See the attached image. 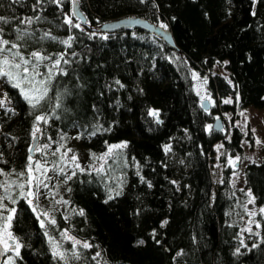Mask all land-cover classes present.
Listing matches in <instances>:
<instances>
[{"label":"trees","instance_id":"1","mask_svg":"<svg viewBox=\"0 0 264 264\" xmlns=\"http://www.w3.org/2000/svg\"><path fill=\"white\" fill-rule=\"evenodd\" d=\"M32 3L34 0H23L21 4L0 0V15L9 18L34 15ZM156 3L158 9L152 7L151 0L147 4L139 0H80L79 4L92 23L91 28L84 25L86 31L99 30L108 21L131 16L156 25L163 21L173 35L175 48L161 36L139 28L108 33L111 38L107 41L90 40L79 30L69 31L62 25L61 13L51 4L42 13L44 19L32 25L39 30L38 36L51 29L59 39L69 35L78 37L69 51L84 57H77L66 66L69 76H59L52 84L50 96L65 88L71 94L65 96L67 110H58L60 119L42 125L45 134L39 144L50 143L47 136L57 142L51 144L47 158L56 159L50 153L61 143L67 148L75 143L78 151L92 157V153L98 156L107 151L109 144L128 142V147L122 150L127 166L123 161L113 164L110 160L109 166L114 170L111 177L78 172L68 181L66 189L70 187L72 191L66 190L65 200L70 203L65 208H49L56 225L48 224L47 230L59 239L60 230L67 228L78 239L99 246L80 249L82 259L70 264H95L91 256L96 251L102 253L101 264L105 261L107 264H264V243H261L264 216L258 210L254 218L262 225L253 230L259 236L243 233L249 248L253 243L260 246L250 251L241 248L240 255H233L240 246L246 212L243 205L238 208L230 166L225 167L223 183L215 191L212 179L215 144L225 140L226 155L222 159L241 155L243 133L234 126L227 140L225 130L217 131L213 126L211 132L207 131V125L214 124L220 111H231L237 117L243 108H264V2L255 5V16L252 0H156ZM70 7L65 0V11ZM74 22L78 21L74 18ZM5 30L9 31V26ZM39 47L48 53L64 50L58 42L29 41L27 51ZM224 61L228 63L225 65ZM215 65L225 66L231 83L224 76L212 73ZM193 71L208 77L206 87L216 105L207 111L201 107L195 90ZM77 77L84 85L81 88L76 87ZM116 79L123 88L114 83ZM0 89L8 93L11 101L8 107L15 110V114H5L0 109V152L7 161L0 163V168L5 172L21 171L33 144L30 133L34 115L48 111L51 105H44L34 113L19 90L3 79ZM228 97L233 103L224 104L222 101ZM150 109L159 110L163 123H157L149 115ZM97 124L111 130L90 135L92 126ZM78 133H82L80 139L75 138ZM61 134H66L63 141ZM249 137L252 141L253 136L249 134ZM168 144L172 150L166 153ZM33 156L44 159L41 153ZM92 161L99 165L93 157ZM140 176L151 182L152 187L141 182ZM121 177L122 195L104 203L108 187H114ZM245 189L252 190L259 209L264 207V160L246 166ZM17 192L13 189V196ZM17 199L12 231L26 247L21 249L22 259L15 258L14 253L6 254L5 259L13 255L15 264H60L51 256L37 214L26 200ZM38 205L39 211L46 210L39 201ZM79 209L84 210V216L78 215ZM165 219L169 223L161 227ZM141 240L145 242L143 245L139 244ZM64 247L70 249L71 244L65 243ZM181 250L183 255L177 256Z\"/></svg>","mask_w":264,"mask_h":264},{"label":"snow or ice","instance_id":"2","mask_svg":"<svg viewBox=\"0 0 264 264\" xmlns=\"http://www.w3.org/2000/svg\"><path fill=\"white\" fill-rule=\"evenodd\" d=\"M71 7L69 10L65 11L64 5L65 0H34V3L31 4V10L34 15L28 16H13L11 18L0 15V79L5 80L11 85V87L18 89L20 95L33 110L41 109L44 105L50 104L51 107L48 111H39V114L34 115V120L32 123L31 138L33 141H39L41 136H43L44 129L42 125H48L52 119L59 120L60 115H58V110L67 109L64 108V100L66 95H70V90L65 88L63 92L57 91L54 97L50 96L52 92V84L54 80L59 76L67 77L69 76L68 67L70 66L77 57H81L76 51H69L73 49L74 42L77 41L78 37L74 35H69L66 39H59L56 35L53 34L52 30L49 29L44 31L42 35H37L39 30L33 29L32 25L36 22L44 19L42 13L45 12L46 5L51 4L55 5L56 9L62 15L61 24L67 26V29L71 31L72 29H77L81 33L85 34L88 39H102L109 40L111 37L108 34L109 29H114L118 27L117 25H103L102 30H92L86 31L84 25H87L88 28L92 27L91 21L84 15V13L78 10V5L80 0H68ZM141 4L149 3V0H139ZM253 2V11L252 15H256L255 5L257 3L264 2V0H252ZM23 0H11V4H21ZM153 8L158 9L159 5L156 3V0H151ZM75 21L78 22H74ZM175 19V18H173ZM159 21V17H157ZM15 22V23H14ZM139 20H133L128 25L139 24ZM23 25V27H21ZM5 26H9V31L6 32ZM158 27L165 32L168 29V24L163 21L158 22ZM29 41H35L37 43L43 41H53L58 42L64 46V50L58 53H48L43 47L35 48L34 50L27 51L29 47ZM71 57V59H69ZM225 65L227 61L223 62ZM192 78L195 80H201L202 86H206L208 83V77H200L199 74L195 71L192 72ZM77 88H81L84 85L79 83L80 78L77 77ZM227 79V77H226ZM231 83V80L228 81ZM116 85H119L121 88L124 85L119 79L114 81ZM111 88V85H106ZM103 93H101L102 95ZM197 95L201 99V107L207 111L208 103L215 105V101L212 99L211 93L207 91V88H204L203 94L197 92ZM236 102L240 100L239 94L236 96ZM224 104L233 103L231 97L224 99L222 101ZM11 103L8 93L4 92L0 94V109L5 110V114L12 113L15 114V110L8 105ZM95 108V105H93ZM210 114V113H209ZM149 115L156 119L157 123H163L159 119V110L150 109ZM240 115L244 116V112H241ZM219 120V117L215 118ZM230 119V118H229ZM248 117L245 116L244 127L247 128ZM93 131L90 132V135H96L98 131H110V128H104L103 125H94ZM213 125H207V131L211 132ZM253 136H255V129H251ZM82 133H78L75 137L76 139L81 138ZM245 135H248V132H245ZM66 139V134L60 135V140L63 141ZM47 140L50 143L39 144L37 143L35 147H29L28 151L30 155L27 156V164L25 168L21 171L16 169H11L9 172H5L4 169L0 168V176H3L4 179L0 180V190L3 194H0V255H6L8 253H14L15 258L22 259L21 249L26 247L22 239L14 234L12 231L13 221L17 217V208L15 205L18 203V198L26 200L27 204L31 207V210L37 214V219L40 222V227L45 229L44 235L47 237V242L50 247V253L53 260L60 262V264H70L71 261H79L82 259L83 254L80 249H91L93 247H99L87 240H80L74 235H72L69 229L65 228L60 230L59 239L54 237L49 233L48 224L55 226L56 218L51 215L50 211H39V197L42 194L43 190L53 192L51 199L55 201L56 204L63 203L68 205L70 202L65 200L62 196L57 199L59 195L58 191H55L60 183L67 184L68 181L72 180L73 177L77 176V173L92 175L93 172L100 177H111L112 172L114 171L109 166V161L111 160L113 164H117L120 161H123V165L127 166V159L123 156V149L128 147L127 141H122L118 144H109L107 145V151L97 156V154L92 153L94 160L99 161V165L93 163L88 168L82 167L79 163V157L76 154H71L72 149L67 148L65 144L61 143L59 147L51 151V156L56 157L54 160H49L47 157L49 155V150L51 144L57 143L53 137L47 136ZM230 140V137H229ZM107 143V142H106ZM244 143H248L245 141ZM255 144L257 146L264 145V140L259 138L255 139ZM249 146H251L249 144ZM217 152L219 153L217 159L219 160L220 156L226 155L224 152H220V149L224 147L223 144L216 146ZM63 149V151H61ZM172 146L170 144L165 145V152H170ZM31 153H41L44 159L39 160L35 159ZM59 154V155H58ZM135 158L133 157V160ZM243 159H249L253 164H256V160L251 157H241L239 154L235 156L229 155L227 157V166L233 168V176L238 177V173L235 171L237 165L242 162ZM0 163H7L6 160H3V153L0 152ZM74 167H70L73 166ZM107 166V167H106ZM219 167V165H216ZM139 167V165H137ZM54 173L55 177H63L62 181L57 183H52L54 176L49 175V173ZM139 175V171L137 172ZM11 176L17 177V179H10ZM141 182H146L148 187L151 188V182L145 181L143 176H140ZM223 183V180L220 181ZM105 183H107L105 181ZM173 184H176V181H172ZM123 178H118L114 187H108L107 189V199L104 203H108L110 200L119 197L123 193ZM13 189H17V195L13 196ZM68 192H71L72 189L69 187L66 189ZM248 197L247 202L243 205L245 212L249 216L248 224H255L256 229L262 227L259 221L253 219L257 213L248 209L249 204L255 203V196L252 193L251 189L245 191L240 189ZM8 201V203H5ZM9 204L12 205L9 207ZM76 211V209H73ZM259 213L264 216V207L259 209ZM78 215L84 216L85 212L83 209H79ZM43 217V219L41 218ZM65 220L68 219L67 216L64 217ZM47 220V224L45 221ZM169 223L167 219L161 222V227L166 226ZM247 232L249 234L259 236V232H254L251 226L241 229V239L240 246L237 247L233 255H240L241 248L251 249L257 248L260 245L253 243L251 248L248 244L245 243L243 239V233ZM155 237V232L152 233ZM195 241V237H193ZM70 243L71 248H65L64 244ZM145 242L143 240L139 241V244L143 245ZM159 243V241H157ZM261 243H264V238H262ZM177 256L183 255V250L176 253ZM102 253L101 251H96L94 255L91 256V260L95 264H101ZM175 259V258H174ZM3 264H15V259L13 255H7V258L3 261ZM107 264V261L104 262Z\"/></svg>","mask_w":264,"mask_h":264},{"label":"rangeland","instance_id":"3","mask_svg":"<svg viewBox=\"0 0 264 264\" xmlns=\"http://www.w3.org/2000/svg\"><path fill=\"white\" fill-rule=\"evenodd\" d=\"M212 73L213 74H220V75L224 76L225 78L227 77V79L230 80L229 79V72L225 68V66H223V65H215ZM198 74L201 78L204 77V76L200 75V73H198ZM194 86H195L196 92L199 91V92H201V94H203L204 88L206 86H202L201 80H195L194 79ZM2 93H4V91L2 89H0V94H2ZM212 99L215 101V105H216V100L213 97H212ZM209 104H210L209 109H211L213 104L212 103H209ZM241 112H244V116L240 115ZM245 116L248 117L247 128L244 127ZM216 117H219L222 120V124H223L222 130H225V132H226L225 139L229 140V137L231 138L232 129L234 126L238 127L240 129V131L243 133V139L241 141L243 152L240 155L242 158L243 157H251L252 159L256 160L257 163H260L264 160V153H263L264 145L257 146L255 144L256 138L264 140V108H261V109L255 108V107L243 108L238 112L237 117H234L233 113L231 111H229V112L220 111V112L216 113ZM213 123H215V121ZM213 126H214V124H213ZM251 129L256 130L255 136H253ZM245 132H248L247 136L245 135ZM249 134H251L253 136L252 141L249 137ZM245 141H248V143H244ZM219 144H223L225 147V140H220L215 144L214 153H213L212 158H211V172H212V179L214 182V191L217 188V186L219 184H221L220 181L223 179L224 170H225V167L227 166V159L226 158L222 159L223 155L220 156L219 160L217 159L219 153L217 152L216 146ZM249 144L251 146H249ZM71 147H72L71 148L72 153H69V155H71L73 153L76 154L79 157V163L81 165H85V166L89 167L90 165H92L94 163L92 161V157L90 155H88L84 152L78 151V149L76 148L77 145L75 143H72ZM224 147L222 149H220V152L224 151ZM249 163H252L251 160L243 159L242 162L237 165L235 171L238 173L239 178L233 176L234 170L231 167L232 168L231 185L233 186L235 193H236V196L238 198V208L241 207L242 205H244L248 200V197L244 194V192L240 191V189H244L245 191H247L245 189V168ZM216 165H219V167H217ZM97 166H98V164H97ZM49 175L54 176L52 183H57L60 181L58 177H55L54 173H51V174L49 173ZM55 191H58V193H59V195L56 197L57 199H59L60 196H62L64 199L66 198V186H65V184L60 183L59 187ZM53 194H54L53 192H49L47 190L42 191V194L39 197V202L46 209L44 211H49V208H65L66 205H64L63 203L56 204L55 201L53 199H51ZM248 209L253 211V212H256V213H258V210H259L256 202L254 204H249ZM248 220H249V216L246 213V221L244 223L243 228L251 226L254 230L255 224L249 225ZM5 256L6 255H2L1 260H0V264H2L3 260L5 259Z\"/></svg>","mask_w":264,"mask_h":264},{"label":"water","instance_id":"4","mask_svg":"<svg viewBox=\"0 0 264 264\" xmlns=\"http://www.w3.org/2000/svg\"><path fill=\"white\" fill-rule=\"evenodd\" d=\"M78 10L80 12L84 13V15L86 16L85 12L80 7V4L78 5ZM133 20H139L140 23L139 24H131V26L129 27L128 25ZM103 25H117L118 26V27H116L114 29L107 30L108 33L117 32V31L122 30V29L131 30V29L139 28V29L145 30L147 32L154 33L157 36H161L163 38V40L166 41L172 48L176 47L173 35H172V33H171V31L169 29H167V31L165 32L164 30L160 29L158 27V25L152 24L148 20H146V19H144L142 17L131 16V17H124V18L111 20V21H108V22L102 24L99 27V30H102V26ZM209 108H210V104L208 103L207 110ZM222 127H223L222 120L221 119L215 120L214 129L217 130V131H220V130H222ZM37 143H39V142L34 141L33 144H32V147H35ZM32 154L34 155V153H32ZM1 257H2V255H0V260H1Z\"/></svg>","mask_w":264,"mask_h":264}]
</instances>
